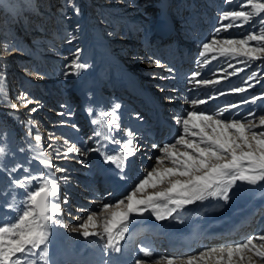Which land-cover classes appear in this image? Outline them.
Instances as JSON below:
<instances>
[{
    "label": "rangeland",
    "instance_id": "374dc122",
    "mask_svg": "<svg viewBox=\"0 0 264 264\" xmlns=\"http://www.w3.org/2000/svg\"><path fill=\"white\" fill-rule=\"evenodd\" d=\"M36 1L38 2V0H33V3ZM97 1H99V11H97V6L95 5L94 7L92 2H90L89 15L87 11L86 13L84 12L82 7V4L87 5L86 0H44L45 6L52 3L57 5L50 12L54 20H52L54 29L51 32L45 31L43 35L21 36L14 41L9 36L8 30L3 31V28L6 27L5 22L8 19L12 20V17L16 16L23 31L26 32L29 27L32 28V25L38 22V20L33 18V13L29 8L32 0H0V132L7 133L6 140L4 137H0V147H6L8 153L6 160L0 158V168L19 164L23 168L29 169L28 172L23 170L15 172L13 175L17 179L37 174L35 179L27 180L22 187L16 189L14 193L16 199L11 204L12 211H6L4 207V205L10 204L9 199L0 196V226H11L12 223L16 222L19 214L17 209L26 207L23 200L25 192L30 187L35 188L37 185L42 184L45 178L57 179V182L65 184V187L67 186L66 189L74 187L78 191L82 190L80 188L82 185L85 186L84 184H94L97 159L100 156L99 152L105 150H103L105 147L104 137H109L107 142L108 144L110 143L115 154L119 155L118 149L122 150L120 144L111 141V137L106 134V131H113L117 140L125 141V132L131 130L138 133V136L134 137V139L138 140V143L142 142V139H139L141 138L140 133L148 134L149 136H146L147 140L153 135L155 109L151 107L147 109L148 114H144L139 113V108H135L134 102L137 101L138 103V100L142 101L139 102L140 106L148 104L141 99L143 90L136 85L138 80L140 83L146 80L144 82H146L147 89L153 96H151V100L154 106H156V102L159 104L162 99L166 98H171V100L173 98L174 102L181 103L184 108L183 111H185L183 118H186V113L191 111L190 108L192 107H188L191 104H187L189 100L180 99L179 97L175 98V94H173L175 90L172 87V83L176 81H183L180 87L185 91H191L193 88L199 91L200 85L204 84L203 81H209L206 85L213 84L212 86H216L214 83L230 82L229 84H231L232 88L229 93L232 96H238V98L241 97L242 99L243 94H250L249 98L264 95V79L252 81L251 87L245 84L246 77L252 72L264 74V57L261 60L251 62L250 67L245 68L243 72L237 71L236 75H232L233 67L237 70L244 67L242 62L246 60L245 57H221L217 52H211L206 57H200L199 52L202 51V44L205 41L202 40L198 32L194 34V28H190L191 23L189 24L188 21H185L187 17L184 19V16H181L183 11L179 12V5L183 3V0H143L136 3H133V0ZM161 2L168 6V11L166 14L161 13L160 16H155L157 9L154 8L153 3L160 5ZM203 2L209 12L207 13L208 18L210 16L208 21H205V25L210 27V25L214 24L215 26V28H209V30L205 26V30L207 29L209 33L206 42H211V39L214 38H246L251 32L258 34L260 25L256 24L255 21L259 17H252L247 23L234 22L232 28L223 27L229 21L219 20V16L227 10L250 11V8L245 7L246 0H227V2L226 0H204ZM75 8L79 9V15L75 14ZM86 17L89 19L88 22H92L89 30H91L94 42L93 40L92 42L88 41L87 38ZM161 17L171 27L178 26L182 30L183 38L186 39L187 37V40L194 44L195 65L193 68L191 67L192 69L188 73L187 70H184L185 72L181 71L179 77L173 74L175 66L162 67L161 64L156 66L155 63H150V61H159L155 53L158 44L154 35L156 33L154 27L159 25L157 21ZM178 21H181V23ZM176 23L179 25H175ZM218 27L220 32L217 36L211 35ZM81 42L84 44L82 49L80 47ZM251 43L254 44L255 42ZM86 45H88V50L92 54L90 59L85 56ZM97 49L101 50L102 54H99ZM77 52L79 53V61L87 65L85 69L81 70V75L78 77L69 74L73 69L68 67L77 58ZM213 56L216 58L213 59ZM108 60L114 62L115 65L117 64V67L110 65ZM197 65V70H200L201 74L205 73V79L203 78L204 76L199 78L196 76V83L200 82V85L191 87L193 82L189 79V74L194 75L195 66ZM117 72H120V74L114 75ZM170 72L171 74H169ZM38 75L43 78H38ZM238 75L239 77L235 81H230ZM85 79L87 83L88 80L91 81L87 89V86L85 87L82 83ZM122 85L125 86V89ZM128 85L132 89H128ZM238 87H246L247 90L244 93L234 92L233 90ZM92 88L96 91L95 93L93 92L94 94L91 92ZM161 88L164 91H161ZM21 93H26L33 102L24 106L21 100L17 98ZM151 100H149L150 104ZM239 101L234 102L235 105ZM12 104H15L16 108H12ZM115 104L121 105L117 116H120V112L124 111L127 119L126 121L124 118L126 122H119L120 131H117L115 126L109 124L111 117L107 115V113L113 111ZM260 104L261 101H257L256 104H248L246 108L248 111L243 110L241 116L246 115L253 108L258 111H264V109L260 108ZM164 106L162 105L161 108ZM32 108H36L38 111L30 112L29 110ZM87 109L92 110L91 115ZM61 113L64 115H61ZM136 114L140 115L142 119L138 120L135 117ZM117 118L119 119V117ZM93 120H97L99 123L93 124ZM29 121L32 123L29 124ZM256 122L258 123V118ZM73 125L76 127H73ZM259 130L258 128L255 129L257 132ZM96 132H99L101 137L96 136ZM178 133L170 144L183 135L182 125H180ZM37 134L41 137L39 144L35 141ZM70 144L82 145L83 149H100V151H88L87 155H73L72 158H65L63 153ZM153 145H156V147H153ZM163 145L164 142L162 140L157 143L151 142L149 145L142 147L145 151L139 156V162L136 163L134 169L135 172H133L132 176H126L132 177L133 182L128 187L123 198L121 197L119 200L124 199L125 204L127 203V195H130L135 190L138 182L146 178L151 168L155 167L156 160L163 156L160 151ZM135 146L138 145L136 144ZM177 147L179 148L180 146L178 145ZM20 148H23L24 151L20 152ZM181 150L183 149L181 148ZM102 156L101 154V159L104 161V156ZM40 160L51 161L52 165L66 171H57L56 167L42 165L39 163ZM164 166L170 167L172 165L168 160H165ZM43 174H47V176ZM65 177H67V180H65ZM10 183L8 175L4 171H0V191H3ZM243 186L241 185V187ZM166 187V183L158 184L156 187H146L145 191L137 193L135 198L143 199L147 195H154L156 192L166 189ZM253 189H256V186L246 185L242 189V191L244 190L242 195L232 198L229 204L237 205V202L250 199L252 193H254ZM261 189H264V187H261ZM78 191L76 194H78ZM250 193L251 195H248ZM104 196L101 192L100 195H94L92 198L81 197L80 199H84L89 203L90 209L86 212L85 209H81L79 214L76 212L80 208H77L74 213L72 205L74 201L71 200L73 199L71 195L66 203L61 200L63 209L59 216L64 221V226H57L54 229L57 235L60 234L61 237H64L66 234L68 236L75 234L77 238H80L81 235L83 236V225L88 223L87 217L91 215L95 227L89 226L88 230L100 235L103 234V237H105L103 227L105 222L111 218V212L122 211L124 206L122 205L120 209L115 207L119 200L111 204H101L100 200L105 198ZM210 199L212 198L208 200ZM208 200L203 201L206 202L204 204L198 202L193 205H200L201 208H206L211 203L217 204L216 201L218 204L223 202L217 199ZM257 200H264V194L262 197H258ZM105 205L109 206L107 213L104 212ZM89 210L91 211L89 212ZM145 213H149L151 219L154 220L150 211ZM183 213L188 215L184 210ZM138 215L142 214H131L128 220L120 225L119 228L132 229L133 217L131 216ZM68 219H72V222ZM92 237L93 239L97 238L96 236ZM77 238L71 237V242ZM253 243L259 247L264 244V240H253ZM241 256L243 259H241ZM192 257H197V264H217L220 260L219 253L205 255L202 259H200V254ZM189 259L188 257L182 260H179V258L173 259L172 264H187ZM224 260H228L226 255ZM159 261L155 264H168V261ZM228 264H264V259L257 256L255 250H245L239 255H234Z\"/></svg>",
    "mask_w": 264,
    "mask_h": 264
},
{
    "label": "snow or ice",
    "instance_id": "6c2138e0",
    "mask_svg": "<svg viewBox=\"0 0 264 264\" xmlns=\"http://www.w3.org/2000/svg\"><path fill=\"white\" fill-rule=\"evenodd\" d=\"M227 2V0H226ZM246 10H227L220 16V21H229L225 28H232L234 22H249L252 17H259L255 21L260 25L258 34L251 32L246 38H214L211 42L202 44V51L199 52L200 57H206L211 52H217L221 57H245L243 61L244 67L236 69L233 67L232 75H236L237 71L243 72L245 68L251 66V62L261 60L264 57V0H246ZM74 12L79 15V9L75 8ZM239 26V25H235ZM220 28H216L211 34L217 36ZM251 42H255L252 44ZM79 53H76V59L68 66L73 69L69 74L80 76L81 70L87 67L78 59ZM216 57L213 56V59ZM156 66L160 62L150 61ZM199 73H194L193 79ZM38 78H43L38 75ZM264 79V74L252 72L245 79V84L252 86V81ZM209 83V81H203ZM164 91L163 88L160 89ZM246 87H238L234 92L244 93ZM24 106L32 103V99L28 98L26 93H21L18 97ZM171 99V98H169ZM261 101L260 108L264 109V95L245 98L242 104H256ZM199 104H205V100L201 99ZM240 105L233 104V108ZM16 108L15 104L11 105ZM121 105L115 104L113 111L107 113L111 117L110 125L115 126L117 131L121 130V126L117 119V113ZM30 112H36L38 109L32 108ZM91 115V109H87ZM61 115H64L61 113ZM258 118V123L256 122ZM137 119L142 117L137 115ZM32 122L29 121V124ZM93 124L99 123L97 120L92 121ZM175 123L182 125L183 135L175 140L172 144H164L160 151L163 156L156 160L155 167L148 172L147 177L141 179L135 186V190L127 195V203L124 199H120L115 207L122 211L111 212V218L105 222L103 233L107 237V243L104 245L109 251L107 255L113 256L112 264H119L118 255L121 253L120 241L124 239V230H118L120 225L128 220L133 213L143 214L150 211L156 221H164L173 217V213L183 209L185 206L193 205L196 202H203L209 198L229 202L232 196L241 190V185L264 187V111L255 108L249 113L238 119H229L223 112H217L215 115L204 114L203 111H188L186 118L177 116ZM73 127H76L73 125ZM260 129L258 132L255 129ZM100 136L99 132L95 133ZM126 140L119 141L115 137H111V141L121 145L119 155L115 153H103L106 163L114 165L112 171L117 175L118 179L126 178L125 164L130 161V157L135 155L138 140L134 137L138 133L131 130L125 132ZM7 133L0 132V137L6 140ZM105 141L109 140L108 136L104 137ZM37 144L41 141L40 135L35 136ZM67 143V142H66ZM180 146L179 148L177 146ZM156 147V145H153ZM181 148L183 150H181ZM20 152L24 149L20 148ZM88 151H100V149H83L82 145L70 144L66 147L63 155L65 158H72L73 155H87ZM6 147H0V158L7 159ZM165 160H168L172 166H164ZM40 164L47 167H56L51 161L40 160ZM23 170L28 172L29 169L23 168L22 165L16 164L10 167L0 168L4 171L11 183L0 191V196L9 199L10 204L4 205L6 211H12L11 204L15 202V191L22 187L27 180L35 179L37 174L15 178V172ZM57 171H66L65 169L56 167ZM47 176V174H43ZM183 178V179H181ZM67 180V177H65ZM167 184L166 189L156 192L154 195H147L143 199H136L137 193L145 191L146 187H156L158 184ZM12 194V195H10ZM60 195V187L56 180L45 178L42 184L35 188H29L25 192L23 198L26 207L18 208V216L16 222L11 226H0V264H51L50 261V236H56L57 226L63 227L64 221L59 214L62 211ZM63 202H67L66 195ZM108 205L104 206V212L107 213ZM175 219V218H173ZM88 223L83 225V237L85 239L90 236L98 235L90 232L89 226L95 227L93 217H87ZM264 240V235L259 237ZM245 250L253 251L260 258L264 259V244L257 247L253 243V238H249L246 242H242L235 247H213L208 252H202L200 259L211 253H219L220 260L217 264H228L234 255H239ZM150 251H143L144 257L152 256ZM228 260L225 261L224 257ZM241 259L243 257L241 256ZM108 264V261H105ZM135 264H144L140 259ZM168 264H172L169 260ZM187 264H197V257H192Z\"/></svg>",
    "mask_w": 264,
    "mask_h": 264
},
{
    "label": "bare ground",
    "instance_id": "6f19581e",
    "mask_svg": "<svg viewBox=\"0 0 264 264\" xmlns=\"http://www.w3.org/2000/svg\"><path fill=\"white\" fill-rule=\"evenodd\" d=\"M55 4V3H54ZM47 15H49V14H47ZM51 15V14H50ZM51 21H52V18H51ZM41 24L43 25V27H50L49 29H50V31L49 32H51L54 28H53V21H52V23L50 24H48L47 25V22H46V20H44L43 21V23H42V21H41ZM46 32H47V30H45ZM44 31V32H45ZM56 38H58L57 36H56ZM87 79V78H86ZM85 79V81H82V83H83V85L86 87V84H87V80ZM89 79V78H88ZM89 86L87 85V87H86V89L88 88ZM96 88V87H95ZM96 90V89H95ZM91 92H92V94H94L96 91H94L93 90V88L91 89ZM94 92V93H93ZM144 98L145 99H147V97L146 96H144ZM80 103V102H79ZM145 103V102H144ZM84 106H85V104H84ZM127 106V105H126ZM121 108V107H120ZM124 109V108H123ZM132 110V109H131ZM121 111V110H120ZM124 111H121L120 112V118H121V120H119L118 118V122H120V121H122V120H124V118H126V116L124 115ZM117 117H119V116H117ZM127 120V119H126ZM125 121V120H124ZM172 121V119H168V122L170 123ZM145 145V144H144ZM142 151H144V150H142ZM104 153H110V150H108V152H106V151H103ZM101 154L102 153H100V159H101ZM136 154V153H135ZM135 156V155H134ZM134 156H132V157H130V160L131 161H134L133 159V157ZM103 157V156H102ZM104 158V157H103ZM105 161V160H104ZM106 162H103L102 161V166H106L107 165V163L105 164ZM108 164H110V163H108ZM107 174V176L108 177H110V174L107 172L106 173ZM120 182H122L121 180H120ZM120 183L118 182V184H117V186L119 185ZM114 185H115V182H114ZM91 186H92V184H91ZM96 188V187H95ZM61 191H62V189L60 190V194H61ZM240 194V193H239ZM60 196V195H59ZM59 196H58V198H59ZM118 200V197H116V196H114V197H112V198H107V197H105V198H103V199H101L100 200V203L102 204H111L112 202H116ZM211 200H214V199H211ZM216 203L218 204V202L216 201ZM217 204H214V203H211L210 204V206H215V205H217ZM201 209V206L200 205H188V206H185V208H183V209H179V211H178V214H183V215H185V213H183V210H184V212H187V214L189 215V214H191V212L194 210V209ZM177 216H173V217H171V218H168V219H166V221L167 222H169V223H167L166 224V222H162V223H160V224H157L156 225V227L153 229V232H155V233H158V231L160 230V229H165V228H169V229H167L168 231H172L173 229H174V219L173 218H176ZM72 219H74V218H72ZM154 221H156L155 219H154ZM125 223V222H124ZM157 223V222H156ZM128 224V223H127ZM139 231V230H138ZM159 234V233H158ZM170 235H171V233H170ZM72 236H76L75 234H72ZM146 236V235H145ZM124 240H125V237H124ZM54 241L56 242V244H57V246H61V243L60 242H58L59 240L57 239V237L55 236L54 238H52V237H50V244H54ZM148 241V238L147 237H144L143 239H142V241L141 242H144V243H146ZM60 243V244H59ZM79 244L80 245H86V243H85V241H80L79 242ZM149 243H146V245H148ZM150 251V252H152L153 253V255L152 256H149V257H145V258H147V260L148 261H150V262H152L153 261V259L156 257V255H157V252H155V251H153L152 249H148V247L147 246H144V249H143V251ZM74 251H75V254H76V252L77 251H80L79 250V248H74ZM70 253H73V249L72 250H70ZM121 254L122 253H120L119 254V256H121ZM160 254H162L161 255V258H159L160 260H165L164 258H173L174 257V255H171L168 251H167V249L165 248V249H163L161 252H160ZM140 257H144L143 256V252L141 253V255H139ZM122 258V257H121ZM122 261H123V263H127V261H126V259H124V258H122L121 259ZM119 264H120V261H119ZM181 264H185V263H181Z\"/></svg>",
    "mask_w": 264,
    "mask_h": 264
}]
</instances>
